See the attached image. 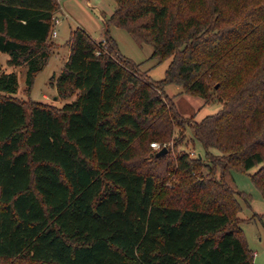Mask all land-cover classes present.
<instances>
[{"label": "trees", "instance_id": "1", "mask_svg": "<svg viewBox=\"0 0 264 264\" xmlns=\"http://www.w3.org/2000/svg\"><path fill=\"white\" fill-rule=\"evenodd\" d=\"M115 1L108 23L152 45L159 63L172 58L164 78L119 53L108 31L98 41L82 27L57 78L59 96L74 97L62 106L19 99L18 75L0 62V264H257L231 171L261 164L253 177L264 191V35L227 29L229 0ZM56 8L0 0V52L27 67L29 91L52 55ZM241 16L264 21V6ZM172 83L222 102L188 124L205 156L172 160L150 145L182 124L162 95ZM138 141L157 151L146 153L153 171L132 165ZM157 170L177 174L170 202Z\"/></svg>", "mask_w": 264, "mask_h": 264}, {"label": "rangeland", "instance_id": "2", "mask_svg": "<svg viewBox=\"0 0 264 264\" xmlns=\"http://www.w3.org/2000/svg\"><path fill=\"white\" fill-rule=\"evenodd\" d=\"M239 2H244L243 8L245 9H242ZM204 4L206 5V1ZM260 5L264 6V1L259 3L256 0H229V5H226L225 9L232 15L231 17H234L228 22H226L227 20L223 21V23L227 25V29L241 26V28L245 27L251 32L254 30L256 35H264V21L256 20L254 17L242 21L243 18L241 16L243 10L248 11ZM116 7L117 2L115 0H57L53 30L50 35V40L54 44L52 55L48 65L37 74L31 91L27 90V67L25 65H9L10 55L6 52H0L1 71L15 72L18 75L19 88L16 94L17 97L24 102L33 99L57 106H62L66 101L74 99V97L68 100L62 99L59 96L56 82L67 57H69L68 53L70 55L68 40L72 35V31L78 27L86 29L98 41L105 40L108 31L109 35L115 39L114 45L119 53L131 58L136 63H140L141 70L147 72L152 79L160 80L164 78L172 58L159 63L157 58H151L154 50L152 45L143 44V46H140L125 28L119 27L113 22L108 23ZM202 7L203 5L200 6V8ZM194 11L198 10L195 9ZM235 21L241 24H232ZM55 30L58 33L57 36L53 35ZM116 53V51H113V54L116 55ZM219 93L216 94L218 95ZM162 95L167 97V101L170 104H174L182 124L174 129L175 139L157 142L158 145L162 146L160 149L167 147L170 150V158L172 160H175L176 156L184 151L188 152L193 158H196L198 154L205 156L206 149L203 143L194 138L192 127L188 124L194 120L201 121L205 116L217 113L223 107L222 102L219 99H215L213 103L207 104L202 97L188 93L176 83L165 85ZM184 123L186 128L183 129ZM177 139L182 140L180 145H175ZM153 142H151V146ZM143 143L139 141L136 143L135 152L137 155L132 165L136 166L139 171H153L154 167L158 166H155V161L149 162L151 160L146 153L150 154V152H153L154 154L157 151L151 148L148 142L145 145ZM210 150L215 154L220 153L215 147ZM205 159H207L205 162H210L211 156L207 155ZM260 167L261 164L254 166L250 170L233 168L231 174L235 185L243 193L237 198L241 205L239 216L244 220L247 219L241 224L246 240L252 253L255 254V262L264 264V191L255 183L253 177ZM207 171L206 168L203 169V173L209 174ZM155 174L160 175L162 180L163 192L161 196L163 198L169 197L171 195V187L178 182L177 174L169 170H157ZM214 175L219 178L221 170H216ZM227 178L230 179L229 176ZM170 201L171 197L166 200V202ZM249 218H254V220L248 221Z\"/></svg>", "mask_w": 264, "mask_h": 264}, {"label": "water", "instance_id": "3", "mask_svg": "<svg viewBox=\"0 0 264 264\" xmlns=\"http://www.w3.org/2000/svg\"><path fill=\"white\" fill-rule=\"evenodd\" d=\"M218 87V86H217ZM168 153V148L167 147H163L160 151L157 152V156H163L165 154ZM199 157H202L201 154H199Z\"/></svg>", "mask_w": 264, "mask_h": 264}, {"label": "built area", "instance_id": "4", "mask_svg": "<svg viewBox=\"0 0 264 264\" xmlns=\"http://www.w3.org/2000/svg\"><path fill=\"white\" fill-rule=\"evenodd\" d=\"M57 34H58V33H57V31L55 30L54 33H53V35L57 36ZM152 146H153L154 148H156V149H160V148L162 147L160 144L158 145L157 142H153V143H152Z\"/></svg>", "mask_w": 264, "mask_h": 264}, {"label": "crops", "instance_id": "5", "mask_svg": "<svg viewBox=\"0 0 264 264\" xmlns=\"http://www.w3.org/2000/svg\"><path fill=\"white\" fill-rule=\"evenodd\" d=\"M68 56H69V53H68ZM67 59H68V57H67ZM67 59H66V60H67ZM253 220H254V218H249V219H248V221H253Z\"/></svg>", "mask_w": 264, "mask_h": 264}]
</instances>
